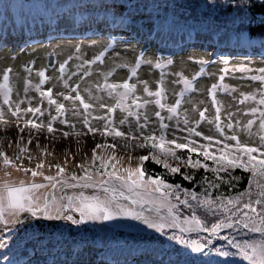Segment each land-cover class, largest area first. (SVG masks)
<instances>
[{"label":"snow or ice","instance_id":"1","mask_svg":"<svg viewBox=\"0 0 264 264\" xmlns=\"http://www.w3.org/2000/svg\"><path fill=\"white\" fill-rule=\"evenodd\" d=\"M255 3L264 7V0L182 4L201 15L198 21H181L175 14L160 15L163 7H178L175 3L165 6L130 0L117 21L126 30L125 37L100 36L108 43L98 54H90L83 42L73 45L62 62L49 54L48 67L35 73L38 82L32 84L25 78L23 97L14 88L13 69L6 67L0 75V127L5 133L15 128V139L7 145L15 150L7 155L3 143L8 137L0 139V164L23 178L5 171L0 179V249L11 251L21 232L39 240L36 225L48 221L58 222L61 236L65 232L84 234L69 251L75 258L65 264H94L88 250L95 241L89 242L88 234L121 228L158 234L156 240L144 242L151 248L153 264H264V66L231 64L216 45L207 53L208 59L196 61L199 71L191 79L177 81L182 88L173 103L167 100L162 71L174 63L172 56L155 61V69L161 70L155 91L137 75L142 66H153L143 48L134 66L120 65L130 72L122 83L110 82L113 72L101 69L109 53L121 56L117 45H129L125 52L135 51L133 41L139 44L142 28L135 17L145 10L163 27L187 28L190 38L201 33L221 38L226 29H244L239 35L258 43L264 54V11L252 15ZM16 7L0 0V12ZM99 7L109 10L116 5ZM96 8L89 4L56 6L52 14L57 20L66 17L76 31L96 22L95 16L83 15ZM225 10L228 16L221 17ZM249 28L261 30L258 40L252 39ZM96 36L94 32L85 39ZM213 64L222 65L221 74L207 89L208 102L200 101L203 108H192L190 115L182 109L185 96L196 91L197 80ZM49 67L58 73L59 87H45ZM24 71L30 77L33 67ZM226 78L256 82L258 87L245 92L242 83L232 86ZM30 91L35 95H29ZM218 96L230 97L231 102ZM150 105L154 108L151 114L147 111ZM33 141L39 152L35 157L28 148ZM62 141L77 146L76 152L64 148L63 163L46 161L52 155L48 144ZM85 144L90 156L81 151ZM121 150L128 166L122 163L125 156L117 154ZM77 155L82 157L79 163H75ZM70 160L72 171L68 170ZM7 264L18 261L8 259Z\"/></svg>","mask_w":264,"mask_h":264},{"label":"rangeland","instance_id":"2","mask_svg":"<svg viewBox=\"0 0 264 264\" xmlns=\"http://www.w3.org/2000/svg\"><path fill=\"white\" fill-rule=\"evenodd\" d=\"M9 1L15 2V0ZM155 3L165 5L162 1ZM50 4L54 5L53 2ZM82 4L96 5L99 7L105 3L104 1L97 2L96 0H91L89 2H83ZM28 5V13H25L21 7L15 9L10 8L12 10L9 9L7 13L0 12V75H2L6 67L13 69V85L19 91L21 97H23L25 78L30 79L32 84L38 82L35 73L41 68L48 67L47 56L49 53H53L54 59L57 62H62L67 58L69 54L68 50L73 45H79L83 42L88 47L90 54H98L102 50L101 46L108 43L107 40H101L99 37H108L111 26L115 28L114 31L117 30L123 37L127 35L126 30L119 27L118 24L115 27L111 25L112 21L117 22L116 19H118L119 14L124 9V7H119L118 5L113 9L118 13L122 8L120 12L108 18L107 16L110 15L105 10L99 9L103 7H99L96 11L84 12L83 15L85 16H95L97 18L96 22L93 24H83L76 31L73 30L72 25L66 17H62L59 20L55 18L52 14V8L54 7L40 8L41 3L37 1L29 2ZM143 15L137 14L136 17L140 18ZM97 20H101V22L98 23ZM143 24L146 30H142L141 28L140 34L137 36L139 44L133 41V46H135L134 52L131 50L124 51L125 49H129V45H117V50L121 52V56L116 58L114 54L109 53L105 57V62L101 66V69L113 72L110 82L122 83L125 79H128L130 75L128 67H121L120 65L134 66L141 48L146 50L145 59H151L153 66H142L138 70L137 75L139 79L147 81L150 89L153 91L156 90L157 84L160 81L161 72L160 69H155L154 67L156 59L161 56L173 57L174 63L162 70L165 73L163 86L167 93L169 103L174 102L176 98L175 93H178L182 88V84L177 83V81L181 77L191 79L199 71V65L196 61L208 59L207 53H211L216 45H218L217 50L223 51L228 55L231 64L239 66L241 63L247 62L250 67L258 68L264 66V54H262V51H258L260 48L254 47L243 50L236 47L234 49H228L227 43L232 42L231 45L233 43L238 44L242 41L241 37L235 36L231 39L227 36H221L219 40L211 39V43L207 45L208 43L206 42H210L209 36L199 34L195 37L199 43L188 45L186 44V39H188L189 35L185 33H175L171 30L164 31L162 28L166 27H163L160 22L146 21L145 23L142 22V26ZM94 32L97 33L96 37L93 39H85L87 36H92ZM50 37L55 38L50 39ZM32 41H39V43L34 44ZM27 66L33 67V72L30 77L24 71ZM55 67H58V64ZM221 68L222 65H209L206 70V75L197 80L195 85L196 91L191 94H186V102L182 105V109H188L189 114L192 115V108H203L204 105L200 104V101L208 102L207 89L212 83L218 80L221 74ZM47 74L50 79L45 87H50L53 84L59 87V82L56 79L58 73L49 67ZM131 82H136V78H133ZM225 82L232 86H240L242 83L241 90L245 92L255 91L258 87L256 82L250 81L239 82L226 78ZM138 94H142V92L138 90ZM29 95H35V93L30 91ZM15 98L16 95L14 92L13 99ZM218 98L225 100L226 103L231 102L230 97L218 96ZM153 110L152 105L147 109L149 114ZM15 131L14 127H10L8 132L5 133L3 128L0 127V139H3L6 135L8 137V139H4L3 149L9 156L12 155L15 147L13 146L10 149L7 145L11 140L15 139ZM28 148L34 157L39 155V152L35 148V141L28 145ZM64 148L71 153H75L77 150V146L71 142L49 143L47 151L51 152L52 155L46 157V161L63 163L65 157L62 149ZM81 151L88 152L90 156L88 144H85ZM117 154L125 156L122 163L124 166H128L126 154L122 150L118 151ZM81 159L82 157L77 155L75 163L81 162ZM32 163L34 165L36 160L34 159ZM72 164L73 161L70 160L69 171L73 170ZM5 171H12L14 178H23L21 173H17L11 169H5L0 164V179L4 178ZM57 223L46 221L43 226L37 224L36 229L40 237L39 240L25 237L23 232L19 233L13 242L11 251L0 249V262L7 264L8 259L17 260L18 264H28L29 260L32 261V264H65V261L70 262L75 257L70 255L69 251L76 242L80 241L84 234L65 232L61 236L56 228ZM157 237L158 234H151V230H148V233H136L123 228L109 233H89V242L95 241L88 250L90 252V260L94 264H153L154 257L150 254L151 248L144 242L156 240ZM53 241L62 243V245L56 246ZM17 244L19 247H17ZM146 248L148 249L147 252L145 251ZM5 252H7V257H5Z\"/></svg>","mask_w":264,"mask_h":264},{"label":"trees","instance_id":"3","mask_svg":"<svg viewBox=\"0 0 264 264\" xmlns=\"http://www.w3.org/2000/svg\"><path fill=\"white\" fill-rule=\"evenodd\" d=\"M35 1L41 3V6H39L40 8L41 7L42 8H47V7L56 8V6L70 7L73 4H82L83 2H89L91 0H15V2H11L9 0H7V1L4 0L5 3H10V4L17 5L16 8H20L21 7L24 10L25 13L29 12L28 3L29 2H35ZM96 1L97 2L104 1L105 4H115V5H118L119 7H124V9L122 10V13H125L127 11L125 6L127 5V3L130 2V0H96ZM158 1H162L165 4V6L169 5V4H172V3H175L176 5H178V7H176V8L163 7V9H161V12H160L161 16H164L165 14H168V15L175 14L178 17V19H180L181 21H183L185 19L190 20V21H198V19L200 18L201 14L199 13V11L197 9H195V8H184V7H180L179 6V5H182V4H196V3H199L200 0H141L142 3H155V2H158ZM52 2L54 3V5L50 4ZM131 2H134V0H131ZM98 8L99 7H97L96 10H98ZM99 9L105 10L104 8H99ZM10 10H12V9H10ZM96 10H94V11H96ZM120 10L118 11V13L120 12ZM91 11H93V10H89L88 12H91ZM105 11H106V13H108L110 15V16H107V18L111 17L113 14L114 15L118 14L116 12V10H114V9H109V10H105ZM261 11H264V7H262L259 3H255V6L250 9V12H251L252 15H257ZM228 14H229L228 11L225 10L220 15H221V17H227ZM135 19H136V21L143 22V23H145L146 21H154L155 23L160 22L158 19L149 17V15L147 14L146 10H145L144 15L142 17H140V18L135 17ZM116 20L118 21V19H116ZM97 21H98V23L101 22V20H97ZM224 23H226V21H224ZM116 24H118V22L115 23L114 21H112L111 25H113L115 27ZM110 28H111V30L108 33L109 36H113L117 40H119L120 38L123 37L120 32H118L117 30L114 31L115 28H113L112 26ZM143 29L146 30V27H145L144 24L142 26V30ZM162 29L164 31L171 30V31H173L175 33H185L186 35H189L188 34V29L183 27V26H176V27H172L171 29H169V28H162ZM155 31L157 32L158 30H155ZM242 31H245V30L244 29H238V30L226 29L224 32L221 33V36H227V37H229L231 39L234 38L235 36L242 38V41L239 42L238 44H234L233 43V45H231L232 42L227 43L226 45H227V47H229L228 49H234L236 47L241 48L243 50L252 49L254 47L259 48V44L258 43H249L248 39L240 36L239 32H242ZM247 31L251 34V37H252L253 40H258L260 38V36H261V30L259 28H249V29H247ZM200 35L209 36L210 42H206V43H208L207 45H209L211 43V39L212 40H219L220 39V38H217L216 36H214L212 34H208V33H201ZM198 43H199V41H197L195 38H190L188 36V39H186V44H188V45H193V44H198ZM258 51H262V50L260 49ZM53 242H55L56 246L62 245V243L60 244V243H58L56 241H53Z\"/></svg>","mask_w":264,"mask_h":264},{"label":"water","instance_id":"4","mask_svg":"<svg viewBox=\"0 0 264 264\" xmlns=\"http://www.w3.org/2000/svg\"><path fill=\"white\" fill-rule=\"evenodd\" d=\"M49 54H51V55H52V57L54 58V55H53V53H49ZM49 54H48V56H47V65H49Z\"/></svg>","mask_w":264,"mask_h":264}]
</instances>
